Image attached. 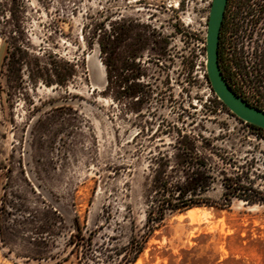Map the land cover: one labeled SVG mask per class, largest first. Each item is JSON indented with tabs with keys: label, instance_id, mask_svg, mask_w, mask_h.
<instances>
[{
	"label": "rangeland",
	"instance_id": "1",
	"mask_svg": "<svg viewBox=\"0 0 264 264\" xmlns=\"http://www.w3.org/2000/svg\"><path fill=\"white\" fill-rule=\"evenodd\" d=\"M210 3L0 0V264H117L145 231L152 179L163 169L182 180L175 155L185 133L209 152L213 205L196 206L204 212L193 218L167 212L130 264H264V199L222 205L223 175L264 194V138L210 100ZM259 17L239 16L233 37L224 29L222 59L262 102L264 11ZM112 29L122 39L117 65L144 69L143 96L126 95L122 82L115 98L104 91L97 39ZM125 32L141 34L140 45L127 49ZM228 41L246 69L261 67L257 88L255 71L228 66Z\"/></svg>",
	"mask_w": 264,
	"mask_h": 264
},
{
	"label": "trees",
	"instance_id": "2",
	"mask_svg": "<svg viewBox=\"0 0 264 264\" xmlns=\"http://www.w3.org/2000/svg\"><path fill=\"white\" fill-rule=\"evenodd\" d=\"M229 1L230 0H227L226 3L220 31L223 30V23L228 14ZM233 11L240 14L241 16H243V14L261 16L262 12L264 11V0H262V2L261 0H234ZM126 33L127 32H125V35H127L126 37H129L131 41L127 43V49H130L132 46H134V44L140 45L141 41L143 40L141 34H134L130 36ZM118 35L119 34L115 29H112L109 32L105 31L98 35L97 42L99 46V55L105 68L106 86L104 91L115 98L119 93L118 88L122 82L125 85L123 93L126 95L140 94V96H143L145 92L143 90L144 84L140 81V79L145 76L144 69L141 68L139 64L130 65L127 63H122V67L117 65V61L119 60L118 45L122 40ZM221 48L222 45L219 39V66L229 86L233 89V91H235L236 94L240 95L249 104L264 110V100H261L262 102H260V99H263L261 94H256L258 102L256 100L252 101L243 91L242 84L232 81L228 73V68H226V64L222 59ZM129 53L130 50L128 55H130ZM6 54L7 52L4 54L0 64L1 73L3 71V66H5L3 62L7 58ZM226 54L230 57V59H228V66L236 68L238 70V74L247 76V74L250 75L253 73V71H255V74L252 77V81H254L253 88L260 86V66H256L251 70L246 69L248 65H243V63H240L239 56L235 53V48H229ZM135 55L136 54H131L132 57ZM123 71H126L127 73L123 74ZM130 79L133 81L128 83ZM204 79L207 86L210 88V84L205 73ZM248 79L249 78L244 79L243 81L247 82ZM3 91L4 89L0 86V93ZM211 93V102H214L222 108L227 109L219 100L216 99L215 96L213 97L212 90ZM239 121L243 122L241 120ZM245 124L252 130L256 131L259 136L264 138V129L250 123ZM177 132L179 134V131ZM177 142L178 153L175 155V164L179 166L183 172L182 180L172 181L171 177L168 175L164 177L163 169H161L158 175L152 179L150 190L153 193V200L151 201L152 204L150 208L146 212L145 231L139 238L132 237L130 239L127 248L124 249V253L117 264H130L135 260L138 254L142 251L145 242L152 234L156 223L161 222L167 212H181L196 206L213 205V200L205 195L211 183L213 182V171L209 163L210 157L208 156L209 152H205L207 150L206 146H197L195 138L186 133L181 134ZM221 184L224 187L222 193V199L224 202L222 205H228L232 197L243 198L244 200L251 202L264 199V194L262 192L253 188L252 186L244 184L238 176L232 177L223 175ZM72 230L75 232L73 233V237H77L76 233H79L80 229L76 216H74L72 221ZM88 243L89 241L87 244ZM74 245L77 244L75 243Z\"/></svg>",
	"mask_w": 264,
	"mask_h": 264
},
{
	"label": "water",
	"instance_id": "3",
	"mask_svg": "<svg viewBox=\"0 0 264 264\" xmlns=\"http://www.w3.org/2000/svg\"><path fill=\"white\" fill-rule=\"evenodd\" d=\"M226 3L227 0H211L209 6L205 32V74L216 99L231 114L245 123L264 129V110L249 104L240 95L236 94L224 78L219 66V36ZM0 38H2L1 34Z\"/></svg>",
	"mask_w": 264,
	"mask_h": 264
},
{
	"label": "flooded vegetation",
	"instance_id": "4",
	"mask_svg": "<svg viewBox=\"0 0 264 264\" xmlns=\"http://www.w3.org/2000/svg\"><path fill=\"white\" fill-rule=\"evenodd\" d=\"M230 7H234V0H230L229 1V6H228V10ZM239 16H241L240 14L234 12L233 10L231 11V13L228 12L225 20H224V23H223V30L220 31V36H219V39L221 41V45L223 46L224 44V41H223V38H224V29H229L230 30V33L231 35H229V37H233V35H236V31L238 30V27H239V22H238V18ZM243 16H252L251 18V21H253L254 23L255 22H258L259 20V16H256L255 18H253V14H243ZM228 38V37H226ZM229 46L227 48H230L232 45H234V43L232 42L231 45H230V42L228 41ZM231 49V48H230ZM221 52H222V48H221ZM230 55H231V52H230Z\"/></svg>",
	"mask_w": 264,
	"mask_h": 264
},
{
	"label": "bare ground",
	"instance_id": "5",
	"mask_svg": "<svg viewBox=\"0 0 264 264\" xmlns=\"http://www.w3.org/2000/svg\"><path fill=\"white\" fill-rule=\"evenodd\" d=\"M204 211L199 208V207H193V208H190V209H187L186 210V215H188L189 217L193 218L199 214H202Z\"/></svg>",
	"mask_w": 264,
	"mask_h": 264
},
{
	"label": "built area",
	"instance_id": "6",
	"mask_svg": "<svg viewBox=\"0 0 264 264\" xmlns=\"http://www.w3.org/2000/svg\"><path fill=\"white\" fill-rule=\"evenodd\" d=\"M175 7H177V6H175Z\"/></svg>",
	"mask_w": 264,
	"mask_h": 264
}]
</instances>
